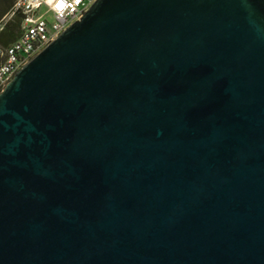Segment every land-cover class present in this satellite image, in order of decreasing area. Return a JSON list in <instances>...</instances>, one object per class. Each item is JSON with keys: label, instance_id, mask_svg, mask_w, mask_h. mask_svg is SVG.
<instances>
[{"label": "water", "instance_id": "1", "mask_svg": "<svg viewBox=\"0 0 264 264\" xmlns=\"http://www.w3.org/2000/svg\"><path fill=\"white\" fill-rule=\"evenodd\" d=\"M0 264H264V0H98L20 70Z\"/></svg>", "mask_w": 264, "mask_h": 264}, {"label": "built area", "instance_id": "2", "mask_svg": "<svg viewBox=\"0 0 264 264\" xmlns=\"http://www.w3.org/2000/svg\"><path fill=\"white\" fill-rule=\"evenodd\" d=\"M98 0H16L0 20V36L17 14L22 15L19 38L0 44V93L16 74L86 15Z\"/></svg>", "mask_w": 264, "mask_h": 264}, {"label": "trees", "instance_id": "3", "mask_svg": "<svg viewBox=\"0 0 264 264\" xmlns=\"http://www.w3.org/2000/svg\"><path fill=\"white\" fill-rule=\"evenodd\" d=\"M16 0H0V20L7 15L12 7L14 6ZM22 31V15L17 14L9 21L5 30L0 36V44L2 47L10 45L12 42L16 41Z\"/></svg>", "mask_w": 264, "mask_h": 264}]
</instances>
